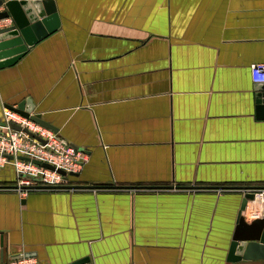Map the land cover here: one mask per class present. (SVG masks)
<instances>
[{
	"label": "crops",
	"instance_id": "crops-1",
	"mask_svg": "<svg viewBox=\"0 0 264 264\" xmlns=\"http://www.w3.org/2000/svg\"><path fill=\"white\" fill-rule=\"evenodd\" d=\"M52 1L58 28L0 68V117L30 103L85 160L68 187L24 198L13 165H0L5 255L264 264L226 259L234 187H264L250 73L264 62V0Z\"/></svg>",
	"mask_w": 264,
	"mask_h": 264
},
{
	"label": "water",
	"instance_id": "water-1",
	"mask_svg": "<svg viewBox=\"0 0 264 264\" xmlns=\"http://www.w3.org/2000/svg\"><path fill=\"white\" fill-rule=\"evenodd\" d=\"M0 6H4V9L0 11V20L10 18L12 21L10 26L0 28V68L13 65L27 52L29 47L54 32L59 26V18L52 0H0ZM255 84L260 87L256 99L257 108L264 112V83ZM8 108L15 109L23 116L58 134L56 127L44 121L39 114L32 113L33 105L30 103L23 101L17 105V108L12 106H8ZM11 127L20 130L17 125L11 124ZM23 130L27 132L25 129ZM28 134L40 140L35 135ZM41 142L44 143V141ZM20 158L29 159L27 157ZM33 162L51 170L55 169L54 166L39 160H33ZM56 170L65 178L78 175L75 172L66 173L61 169ZM234 188L242 190L243 194L236 214L235 227L227 247L226 259L233 263L242 260H264V202L260 218L248 222L242 215L248 210L249 203L256 200V193L264 190V187ZM4 252L6 249L0 239L1 263L10 259L32 257V253L29 252L6 253V255ZM88 261L89 258L84 257L69 264H84Z\"/></svg>",
	"mask_w": 264,
	"mask_h": 264
},
{
	"label": "built area",
	"instance_id": "built-area-1",
	"mask_svg": "<svg viewBox=\"0 0 264 264\" xmlns=\"http://www.w3.org/2000/svg\"><path fill=\"white\" fill-rule=\"evenodd\" d=\"M1 7L3 6H0V9H2ZM250 73L254 83H264V62L252 64ZM11 124L19 126L20 130L13 129ZM23 129L40 140L35 139ZM33 160L48 163L55 169L42 167L34 163ZM84 160L85 155L82 150L68 144L57 133L23 116L13 108L6 107L4 109L0 117V165L6 162L13 165L16 180L11 188L21 198L31 191L64 188L68 185L69 178H65L56 169L64 170L66 173H77ZM263 202L264 190L257 192L256 200L250 202L253 205L252 209L243 212L242 215L246 221L250 222L261 217ZM3 264L38 263L35 258L21 257L6 260ZM84 264L93 263L86 262Z\"/></svg>",
	"mask_w": 264,
	"mask_h": 264
}]
</instances>
